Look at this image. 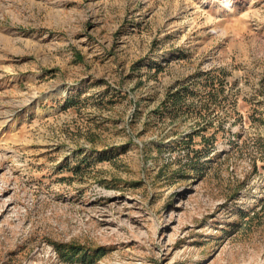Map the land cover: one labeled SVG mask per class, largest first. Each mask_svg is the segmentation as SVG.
Wrapping results in <instances>:
<instances>
[{"label":"rangeland","instance_id":"1","mask_svg":"<svg viewBox=\"0 0 264 264\" xmlns=\"http://www.w3.org/2000/svg\"><path fill=\"white\" fill-rule=\"evenodd\" d=\"M203 73L264 117V0H0V264H264L257 125L207 168L159 114Z\"/></svg>","mask_w":264,"mask_h":264},{"label":"trees","instance_id":"2","mask_svg":"<svg viewBox=\"0 0 264 264\" xmlns=\"http://www.w3.org/2000/svg\"><path fill=\"white\" fill-rule=\"evenodd\" d=\"M210 73L198 74L197 77L200 78V81H193L187 85H181L174 91H169L166 95L164 101L161 102L163 111L159 113L164 115V117H170L175 119L178 117V113L182 108L189 109L194 107L197 109V112L194 115H190L194 120H196L197 129L189 133L185 140L177 143V147H181L184 144H187V148H190L193 140L197 139L198 149L193 151V153L199 158H208V161H204V167L211 168L213 164L220 159L228 155L226 152H216V148L219 144H228L231 149H237L240 146V140L243 138V134L237 132L233 133L232 129L236 126H239L241 121L250 120L251 123L256 124L259 128L255 132V136L252 137L257 149V155L251 160L250 167L252 170L257 172L258 169L264 172V117L262 114L257 113L256 110L250 111L246 116L239 115L234 111L222 112L217 115L213 114L212 106L220 107L224 106L225 102L228 101L224 90L227 85V82L218 77H209ZM201 86V89L206 93L203 99L199 101H194L193 96L197 93L193 91L194 86ZM262 88V87H260ZM200 89V90H201ZM207 90V92L205 91ZM197 96V95H196ZM242 101L247 102L246 99ZM236 104L233 102V106ZM257 105L261 104L260 102L255 103ZM190 145V146H189ZM260 160L262 165L257 167L256 162ZM234 197L230 196L229 199L232 200ZM264 204V200H263ZM250 209V213H254L257 206H253ZM245 217L249 215L248 211L243 214ZM55 250L58 256L62 261L69 262H81L83 264H93L95 261L99 260L98 253L94 250L92 253L88 251H83L80 247L73 245H55Z\"/></svg>","mask_w":264,"mask_h":264}]
</instances>
